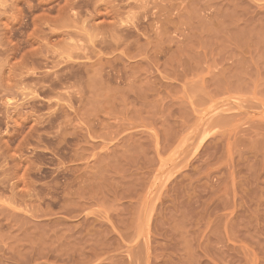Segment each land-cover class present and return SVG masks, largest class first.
I'll list each match as a JSON object with an SVG mask.
<instances>
[{
  "label": "rangeland",
  "instance_id": "1",
  "mask_svg": "<svg viewBox=\"0 0 264 264\" xmlns=\"http://www.w3.org/2000/svg\"><path fill=\"white\" fill-rule=\"evenodd\" d=\"M0 264H264V0H0Z\"/></svg>",
  "mask_w": 264,
  "mask_h": 264
}]
</instances>
